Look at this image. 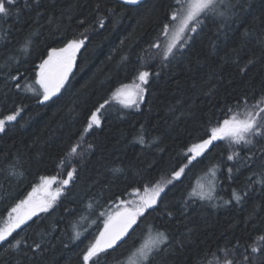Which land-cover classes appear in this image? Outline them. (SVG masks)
<instances>
[{"label": "trees", "instance_id": "16d2710c", "mask_svg": "<svg viewBox=\"0 0 264 264\" xmlns=\"http://www.w3.org/2000/svg\"><path fill=\"white\" fill-rule=\"evenodd\" d=\"M229 2L228 16L210 15L198 34H189L194 39L167 60L164 49L172 35L165 37L163 26L178 27L179 21L169 19L176 0H146L136 7L119 0H27L26 7L25 0H17L12 14L0 18V118L19 110L0 132V224L42 177H57L55 190L68 171L76 170L53 207L13 233L20 241L16 248L0 244V264H83V252L107 218L101 212L118 207L123 212L130 205L122 201L139 199L133 189L142 195L145 184L169 178L186 162L187 148L205 138L229 108L236 111L244 96L252 100L264 94V0ZM81 39L85 43L64 88L40 103L38 64L52 49ZM26 40L31 42L25 50ZM156 43L159 48L151 47ZM140 71L149 72L141 102L126 108L113 101L116 90L140 82ZM100 104H105L97 113L100 126L85 133ZM78 142V155L66 156ZM215 144L181 181L168 186L126 242L100 254L99 264H125L149 228L168 237L151 264H224L226 259L264 264V183L259 182L264 139ZM233 149L239 155L228 160ZM14 162L22 175H9ZM213 166L217 202L190 197L192 179ZM114 168L121 171L114 175ZM210 180L203 186L210 187ZM234 190L247 193L239 204L232 199ZM37 243L41 247L33 251Z\"/></svg>", "mask_w": 264, "mask_h": 264}, {"label": "snow or ice", "instance_id": "6c2138e0", "mask_svg": "<svg viewBox=\"0 0 264 264\" xmlns=\"http://www.w3.org/2000/svg\"><path fill=\"white\" fill-rule=\"evenodd\" d=\"M140 0H123L124 4L136 5ZM177 8L173 9L169 19L173 22L179 21L178 27L173 28L172 25L166 23L163 26V35L169 36L171 33L172 39L168 42L164 49L163 59L167 60L169 57L176 55V49H182L184 44L180 43L183 39L184 43H187L189 39H194L193 34L197 32L198 27L203 21L211 16L226 17L228 16L230 9L232 8L229 0H176ZM25 6L27 7V0H25ZM17 7V0H0V18L8 17L12 14V8ZM103 22L101 21V25ZM30 40L25 41L24 49L26 50L30 44ZM85 41L71 40L67 45L60 49H52L48 53V58L45 59L38 67L39 71L36 73V84L42 89V99L40 103H44L56 96L62 88H64L68 81L69 74L72 71L73 63L75 61L76 53L84 45ZM179 45V47H178ZM151 47L159 48L160 44L156 43ZM149 72L140 71L138 79L141 84L148 82ZM12 80H17L18 77H11ZM19 87V83H17ZM137 91L135 95L139 99H143L144 89L140 86H136ZM31 90V89H29ZM133 93H124L123 90L114 94V97L119 98L124 96V99L120 100V103L124 107H131L133 104H137V100L133 98ZM107 103V101H105ZM105 104L100 106L92 112L87 127L84 132L87 133L95 125L100 126V120L97 113L100 109L104 108ZM237 108L243 110V117L241 112H234L232 108L228 109L230 115H226L222 121H218L216 125L210 126L209 130L205 133V138L200 139L198 142L191 144L184 153L185 161L181 163L177 168H174L169 178L157 180L154 183H148L144 185L143 194L141 195L140 189L135 188L132 190V195L138 196V201H122L126 206L123 212H117L116 216L101 212V216H106L104 220V228L100 231L99 235L95 238L94 242H90L86 250L82 254L83 264H99V258L101 253L107 252L108 249H114L118 247L120 243L126 242L125 238L130 237V230L135 231L134 225H137L138 220L144 217L148 213L149 209H153L159 201L163 199L162 194H166V189L169 185L174 186V183L181 181V178L186 173V169L192 166L194 162H199L198 158L202 157L211 148L215 147V142L227 140L229 146L232 145H251L254 143L256 137L264 139V94H261L259 99L253 98L249 100L247 96L243 97V102L237 103ZM19 115V110L15 113L6 115L0 118V132H4L6 125L9 122L15 121ZM84 134H81L80 140L83 141ZM138 142L143 144L144 138L141 135L138 138ZM258 142V141H257ZM81 144L78 142L72 145L66 156L78 155V150ZM91 147V145H89ZM260 151L264 153V147H261ZM234 149L231 154L228 155V160H233L235 156H238ZM255 154L249 156L248 159L252 160ZM64 164V160L61 161V165ZM113 174H117L121 171L119 168H114ZM229 173L232 169L229 168ZM75 168L67 172V178L59 181L61 187H57L55 190H51V185L57 182V177H42L41 184L38 187H33L32 191L28 194L26 199L20 200L7 212V220L4 225L0 227V244L8 243L9 247L16 248L19 244V240H15L13 233L21 229L33 216H36L41 212H48L53 207L58 197L62 194V189L67 187L70 182H73L75 175ZM9 175L16 176L22 175L17 171V163H12L8 168ZM211 177L210 187L208 191H204L203 185L199 189L194 188L190 193V197L198 198L200 200L212 199L211 193L215 191V166L208 170ZM264 183V180L259 181ZM43 192L42 197L37 198V193ZM237 193L235 190L232 193V199L238 204L242 202L244 196ZM225 203H230L226 201ZM187 206V202L185 204ZM91 208L92 205H89ZM80 233H76V239H79ZM11 237V239H9ZM264 240V236L260 237ZM15 241V243H13ZM168 237L164 232L155 231L149 228L148 231L141 237L138 244L134 243L133 249L130 251L125 264H151L152 257L155 253H158L162 249V245L166 244ZM40 243L35 245L33 251L40 249ZM257 247L253 246L252 251L256 252ZM223 251V250H221ZM95 258V259H94ZM245 257V261H247ZM224 264H235L234 261L226 259Z\"/></svg>", "mask_w": 264, "mask_h": 264}, {"label": "rangeland", "instance_id": "374dc122", "mask_svg": "<svg viewBox=\"0 0 264 264\" xmlns=\"http://www.w3.org/2000/svg\"><path fill=\"white\" fill-rule=\"evenodd\" d=\"M174 28V27H173ZM171 34V33H170ZM180 43H182V44H184V40L183 39H181L180 40ZM179 46V45H178ZM174 51H176V49H174ZM77 54V53H76ZM48 58V55L46 56V58L45 59H47ZM76 58V57H75ZM44 59V60H45ZM43 60V61H44ZM42 61V62H43ZM41 62V63H42ZM40 63V64H41ZM39 64V65H40ZM74 64V63H73ZM38 65V66H39ZM39 71V67H37V71H36V73ZM38 85V84H37ZM136 86H140V87H142L143 88V86H144V84H141V82H135V83H131V84H128V85H125V86H123V87H121V88H119L118 90H116L115 92H114V94L115 93H117L118 91H120V90H123V92L124 93H128V92H132L134 95H133V98L134 99H136L137 100V104L139 103V102H141V99H139V97H137L136 95H135V93H136V91H137V88H136ZM40 88V86L38 85L37 86V88L36 89H39ZM42 90V89H41ZM29 91V90H28ZM29 92H32V91H29ZM58 94V93H57ZM114 94H113V96H112V100L113 101H115V102H117L118 104H120L121 106L123 105L122 103H120V100L121 99H124V96H120L119 98H116V97H114ZM136 104H133L131 107H133V106H135ZM131 107H126V108H131ZM236 111H238V109L236 110ZM236 111H234V112H236ZM230 115V114H229ZM240 118H244L243 117V113H241V117ZM223 142H225V143H228L229 144V142L227 141V140H224ZM210 168H212V167H208V168H206L203 172H201V171H199V175L197 176V177H195L194 179H192V181H191V184H192V191H193V189L194 188H197V189H199V187L201 186V185H203L206 181H207V178H211L209 175H206L207 173H208V170L210 169ZM215 173H216V170H215ZM214 184H215V187H216V176H215V181H214ZM203 188H204V191H208L209 190V186H203ZM51 190H54L53 189V187H51ZM215 192H216V189H215V191H213L212 193H211V195H212V199H205L204 201H210V202H212V204H215L216 202H217V199H216V197H215ZM44 195V193L42 194V196ZM41 196V197H42ZM115 206H117L118 207V205H115ZM113 209V208H112ZM120 211V208L118 207V210L117 211H114V210H111V209H109L108 211H107V213L108 214H111V215H113V214H115L116 215V213L117 212H119ZM81 234V233H80Z\"/></svg>", "mask_w": 264, "mask_h": 264}, {"label": "water", "instance_id": "95a60500", "mask_svg": "<svg viewBox=\"0 0 264 264\" xmlns=\"http://www.w3.org/2000/svg\"><path fill=\"white\" fill-rule=\"evenodd\" d=\"M122 3H123V0H120ZM146 0H140V2L138 3V4H136V5H129V6H138V5H140V4H142L143 2H145ZM127 5V4H126ZM133 228H135L134 226H133ZM133 231L132 230H130V234L132 233ZM127 238L128 237H126L125 238V240H127ZM122 243H120L119 244V246L121 245ZM112 250V249H111Z\"/></svg>", "mask_w": 264, "mask_h": 264}, {"label": "bare ground", "instance_id": "6f19581e", "mask_svg": "<svg viewBox=\"0 0 264 264\" xmlns=\"http://www.w3.org/2000/svg\"><path fill=\"white\" fill-rule=\"evenodd\" d=\"M119 2L120 3H122L120 0H119ZM122 4H124V3H122ZM124 5H126V4H124ZM127 6H129V5H127ZM130 7H136V6H130ZM117 247H115L114 249H116ZM114 249H112V250H114Z\"/></svg>", "mask_w": 264, "mask_h": 264}]
</instances>
